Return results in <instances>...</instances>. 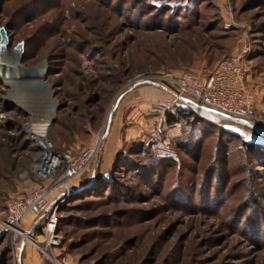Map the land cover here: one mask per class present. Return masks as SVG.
Here are the masks:
<instances>
[{
  "label": "rangeland",
  "instance_id": "obj_1",
  "mask_svg": "<svg viewBox=\"0 0 264 264\" xmlns=\"http://www.w3.org/2000/svg\"><path fill=\"white\" fill-rule=\"evenodd\" d=\"M1 26L0 66L23 80L0 71V209L53 180L34 172L40 146L98 152L61 195L59 244L46 248L40 229L3 235L0 264H264V158L242 145L263 136L194 103L168 124L170 94L153 83L209 74L246 49L264 120V0H0ZM94 172L98 193L83 191Z\"/></svg>",
  "mask_w": 264,
  "mask_h": 264
},
{
  "label": "built area",
  "instance_id": "obj_2",
  "mask_svg": "<svg viewBox=\"0 0 264 264\" xmlns=\"http://www.w3.org/2000/svg\"><path fill=\"white\" fill-rule=\"evenodd\" d=\"M245 55L246 49H243L239 53L225 56L213 72L206 75L194 76L187 72L165 71L159 73L153 83L163 86L169 92L170 98L165 104L168 110L194 103L199 108L206 107L262 129L259 124H263L264 120L254 105L253 94L247 88ZM39 129L35 130L42 133ZM40 148L44 153L35 162L34 172L42 180H53L34 189H25L7 200L0 209V237L13 232H26L22 223L28 218L40 222L44 220L40 228L41 234L45 236L46 248H52L59 244L56 230L61 195L65 190L70 191L73 188L74 178L89 172L95 162L98 145L85 147L78 153L72 150L55 152L50 143ZM48 149L50 152L45 155ZM35 230L37 226L33 232ZM35 241L38 242L33 239L34 244Z\"/></svg>",
  "mask_w": 264,
  "mask_h": 264
},
{
  "label": "trees",
  "instance_id": "obj_3",
  "mask_svg": "<svg viewBox=\"0 0 264 264\" xmlns=\"http://www.w3.org/2000/svg\"><path fill=\"white\" fill-rule=\"evenodd\" d=\"M153 7V6H152ZM157 7V6H156ZM156 7H153L154 9H156ZM0 85H2V81L0 80ZM201 110H203L204 112L206 113H209V114H212V115H221V114H215V113H212L210 111H207L205 109H202L200 108ZM190 114H186L184 113V110H178L177 112H172L171 110H167L166 112V116H167V123L168 124H173V123H176L178 122L179 120L181 119H185V118H188ZM224 119L227 120V122L229 123H233L234 121L232 120V118L230 117H225L223 116ZM227 134V133H226ZM229 135V134H228ZM234 135L236 134H233L231 133L229 135L230 139H239V137L241 136H238L236 135L234 137ZM264 138V137H263ZM242 145L244 147H246V149H248L249 151L251 152H254L253 154L256 155L257 158L259 159H263L264 158V153H261V152H264V143H253V142H247V141H243ZM167 158H161L160 160H166ZM159 160V159H158ZM157 160V161H158ZM92 177V182H89V183H86L84 184V190L83 191H86V192H90V193H98V191L95 189V186L99 183V181H103L105 180L106 178H104L102 175L100 174H96L95 172L91 175ZM91 180V178H90ZM76 188V187H75ZM44 220H42L40 222V224L38 225L37 227V230L40 229L42 227V225L44 224Z\"/></svg>",
  "mask_w": 264,
  "mask_h": 264
},
{
  "label": "water",
  "instance_id": "obj_4",
  "mask_svg": "<svg viewBox=\"0 0 264 264\" xmlns=\"http://www.w3.org/2000/svg\"><path fill=\"white\" fill-rule=\"evenodd\" d=\"M9 44V36H8V31L6 29L5 26H1L0 27V53L1 52H4L6 50V47L7 45ZM24 46H25V42L24 41H21L20 43H18L16 45V47L14 48V51L18 54H22V52L24 51ZM141 83H150L149 81H139L137 84H134L132 86V88H135L137 86H139ZM160 86V85H158ZM161 88H164L163 86H160ZM203 109L207 110V111H210L212 113H215V114H220L219 112L215 111V110H212V109H209V108H206V107H203ZM258 129V132L260 133L261 136L264 137V130L262 129ZM40 220H37L36 223H35V226L30 229L29 231H26L24 232L26 235H30L31 232L36 228V226L39 224ZM25 243V242H24Z\"/></svg>",
  "mask_w": 264,
  "mask_h": 264
},
{
  "label": "bare ground",
  "instance_id": "obj_5",
  "mask_svg": "<svg viewBox=\"0 0 264 264\" xmlns=\"http://www.w3.org/2000/svg\"><path fill=\"white\" fill-rule=\"evenodd\" d=\"M15 56H17V57H19L20 55L19 54H16ZM16 62V60H14V63ZM2 66H0V71H1V74L2 75H4V76H6V78H7V80H6V82H8V83H10V84H12L13 86L14 85H18L20 82L19 81H21L22 82V80H18L17 78H16V76H14L13 74H11V73H9L6 69H3V68H1ZM31 80H30V82L32 83V85H37L36 83H35V78L33 79V77L32 78H30ZM19 82V83H18ZM15 103L16 104H18L16 101H15ZM34 133H36L37 135H38V139L39 138H41L42 137V134H40L41 132L39 131H34Z\"/></svg>",
  "mask_w": 264,
  "mask_h": 264
},
{
  "label": "crops",
  "instance_id": "obj_6",
  "mask_svg": "<svg viewBox=\"0 0 264 264\" xmlns=\"http://www.w3.org/2000/svg\"><path fill=\"white\" fill-rule=\"evenodd\" d=\"M164 90H165V89H164ZM168 93H169V92H168ZM154 102H157V101L155 100ZM28 247H29V244H27V243H23L21 249H22V251H23V250L29 249Z\"/></svg>",
  "mask_w": 264,
  "mask_h": 264
},
{
  "label": "snow or ice",
  "instance_id": "obj_7",
  "mask_svg": "<svg viewBox=\"0 0 264 264\" xmlns=\"http://www.w3.org/2000/svg\"><path fill=\"white\" fill-rule=\"evenodd\" d=\"M236 131H240L239 129H237ZM242 135H244L247 138V134L246 133H242Z\"/></svg>",
  "mask_w": 264,
  "mask_h": 264
}]
</instances>
